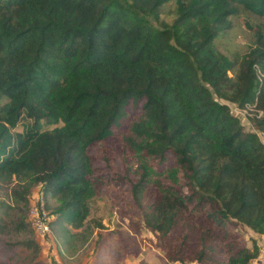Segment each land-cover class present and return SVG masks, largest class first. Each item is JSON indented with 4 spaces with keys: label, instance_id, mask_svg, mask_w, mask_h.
Segmentation results:
<instances>
[{
    "label": "trees",
    "instance_id": "16d2710c",
    "mask_svg": "<svg viewBox=\"0 0 264 264\" xmlns=\"http://www.w3.org/2000/svg\"><path fill=\"white\" fill-rule=\"evenodd\" d=\"M241 11L262 21L230 59L215 43ZM0 98V182L25 207L39 187L68 255L116 159L165 264L258 257L238 227L264 234V142L231 110L262 111L264 137V0H0Z\"/></svg>",
    "mask_w": 264,
    "mask_h": 264
},
{
    "label": "rangeland",
    "instance_id": "374dc122",
    "mask_svg": "<svg viewBox=\"0 0 264 264\" xmlns=\"http://www.w3.org/2000/svg\"><path fill=\"white\" fill-rule=\"evenodd\" d=\"M174 8V1L168 2L163 6L159 18L170 22L174 17ZM231 20L232 28L221 35L215 45L230 59L240 58L250 50L254 40L252 31L247 28L245 21L255 25L262 20L243 11ZM228 74L232 75L231 72ZM3 101L0 98V104ZM228 104L231 107V104ZM254 114L255 112H251L248 119L241 118V123L247 131L257 132L264 142L262 133L254 127L252 121ZM17 129L21 130L22 127L19 126ZM115 146L118 147V144L115 143ZM96 164L98 166L101 164L98 158ZM111 166L112 170L104 171L105 186L89 204L88 223L91 224L92 234L85 243L79 241L76 243L72 256L59 249L52 231L41 238L32 225L29 208L39 196L37 193L39 187L32 188L28 194V205L25 207L22 201L12 197L14 181L8 184L0 182V221L6 226L0 234V264H165L162 245L157 234L145 226L142 211L130 195V184L126 180L118 179V175L123 174L119 160L114 159ZM2 204H8L9 208L3 207ZM45 210L49 216V210L46 208ZM20 219L24 220L29 231L16 229L17 224L21 222ZM50 220L52 218L49 216L48 221ZM238 230L242 244L251 248L254 240L253 235H250L251 231L240 226ZM33 239L39 247L35 256L32 254L33 249L26 246V242ZM258 246L260 253L261 246ZM257 258L249 264H255Z\"/></svg>",
    "mask_w": 264,
    "mask_h": 264
},
{
    "label": "built area",
    "instance_id": "2783aa9c",
    "mask_svg": "<svg viewBox=\"0 0 264 264\" xmlns=\"http://www.w3.org/2000/svg\"><path fill=\"white\" fill-rule=\"evenodd\" d=\"M231 111L235 116L244 119H248V117L251 116V112H255V117H260L262 115V111L257 110L255 106L251 104H247L242 108L237 105H233ZM38 195L39 196L36 198L34 204L30 206L29 212L32 218V225L36 233L41 238H44L51 232V228L48 221L49 216L45 210L43 196L40 194Z\"/></svg>",
    "mask_w": 264,
    "mask_h": 264
},
{
    "label": "crops",
    "instance_id": "0c3cea01",
    "mask_svg": "<svg viewBox=\"0 0 264 264\" xmlns=\"http://www.w3.org/2000/svg\"><path fill=\"white\" fill-rule=\"evenodd\" d=\"M250 235L251 236L253 235V239L257 240L256 241L258 243L257 245L261 246V248H260L261 251L259 253L258 258L255 260V264H258V263L262 264L263 263V255H264V234H259V233L251 231ZM256 262H258V263H256Z\"/></svg>",
    "mask_w": 264,
    "mask_h": 264
}]
</instances>
